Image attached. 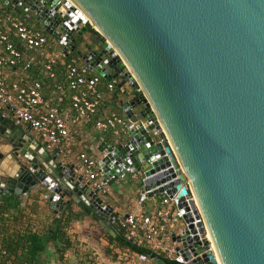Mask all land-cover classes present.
Segmentation results:
<instances>
[{
    "label": "water",
    "instance_id": "obj_1",
    "mask_svg": "<svg viewBox=\"0 0 264 264\" xmlns=\"http://www.w3.org/2000/svg\"><path fill=\"white\" fill-rule=\"evenodd\" d=\"M2 2L97 78H121L114 106L124 127L96 147L100 185L137 172L150 198L176 196L188 226L174 241L190 264H264V0ZM88 24L100 46L83 52ZM19 125L0 111V197L42 196L55 213L82 205L121 236L99 190ZM194 219L213 247L190 235Z\"/></svg>",
    "mask_w": 264,
    "mask_h": 264
},
{
    "label": "built area",
    "instance_id": "obj_2",
    "mask_svg": "<svg viewBox=\"0 0 264 264\" xmlns=\"http://www.w3.org/2000/svg\"><path fill=\"white\" fill-rule=\"evenodd\" d=\"M30 18H32L30 14L24 15L22 18L7 17L4 22L11 25L24 45L42 53L48 46V38L40 30L31 27ZM56 45L57 51L58 44L56 43ZM57 52L64 57L66 56L62 51V46ZM23 61L22 53L10 42L9 34L0 30V111L5 114H13L14 119L20 120L40 135L48 143V148H60L61 152L62 145H69L73 141V135L62 111L44 100L41 83L37 81L29 87L19 82L11 83V85L8 83L7 70L22 65ZM55 63L56 59L51 58L44 67L51 71V66ZM80 64L77 58L70 60L67 67L69 68L68 78L72 80L71 88L76 91L72 98L73 107L76 111L75 120L81 118L89 123L92 122L93 116L103 103L106 93H113L121 78L109 82L107 92H103L91 80L88 81L87 70ZM95 127L102 133L118 134L119 129L124 127L123 115L113 113L105 120L96 123ZM166 139V136L163 135L158 141L162 143ZM68 147L64 151L68 152ZM74 172L83 176V183L89 182L92 189H98L101 196L105 197L111 193L109 186L100 185L101 173L99 160L96 157H83L75 167ZM131 177L132 179H141V183L143 181L137 172L131 174ZM121 179H125V177ZM148 194L149 192L144 190L142 184L136 203V212L134 214L128 213L127 218H125L126 215L119 216L117 226L124 231L130 243L146 247L178 264H190V261H186L184 256L177 251L178 247L185 249L183 244L174 241L173 235H182L184 228L188 226L183 221V214L175 203L176 196L174 198H170L166 194L155 196V203L158 204V207L153 216H148L142 211V207L153 199ZM201 222L203 223L202 219H194L193 224L197 233L190 234L191 236L199 235L196 226ZM199 236L201 241H207L213 247L207 231L205 235ZM201 255L199 254V256Z\"/></svg>",
    "mask_w": 264,
    "mask_h": 264
},
{
    "label": "trees",
    "instance_id": "obj_3",
    "mask_svg": "<svg viewBox=\"0 0 264 264\" xmlns=\"http://www.w3.org/2000/svg\"><path fill=\"white\" fill-rule=\"evenodd\" d=\"M29 21L32 23V18ZM87 27L88 33L100 37L89 24ZM35 29L40 30L48 38V46L42 53L29 49L12 31L10 25L7 26L0 22V30L9 34L10 42L22 53L24 61L26 60L23 65L11 67V69L12 71L19 70L21 72L20 77L25 81V83H22L24 86L37 81L40 82L42 94L47 103L50 102L52 105L57 106L62 112L69 109L75 114L72 98L76 91L71 88L72 80L68 78L69 68L67 67L72 58H77L80 61L79 63H81V59L75 52L70 53L69 56H65L63 59H58L56 42L43 30ZM83 44L84 39L78 37L77 45L79 48L82 46L81 49L85 52L83 48L85 45L83 46ZM51 58H55L56 63L51 66L52 70L48 71L44 66ZM87 79L88 81L91 80L88 76ZM91 82L93 81L91 80ZM96 86L101 90L98 85ZM120 94L121 90L117 86L113 93L109 94L107 92L98 111L105 107L109 98L114 103L116 97ZM117 113L121 114L118 109ZM98 122L97 112L93 116L92 122L87 124L93 126ZM108 133L103 134L109 135ZM128 178L131 183L135 184L136 180L132 179L131 175ZM136 186L138 185L136 184ZM141 186L142 183L140 182L139 187ZM33 201L32 203L28 201L23 205L21 199L0 197V264H68L71 255L76 258L74 264H99L94 251L83 252V245L80 246L79 243L80 235L75 233L74 229L75 224L83 222L85 218H90L99 227L98 219L86 207L79 205V208L83 207V210L76 211L74 205L70 204L55 213L50 207H42L40 198L36 197V200ZM45 202L51 205V203ZM157 207L158 204L155 202L152 204L146 203L142 207V211L148 216H153ZM136 209V201H134L129 204L127 211L129 214H134ZM103 234L107 241L105 253L112 262L125 263L124 253H128V256L137 260V264L142 263L141 257L150 259L154 256H160L166 264H178L146 247L130 243L121 229V236L113 237L105 230H103ZM51 249L53 250V262L50 261L52 259L50 258Z\"/></svg>",
    "mask_w": 264,
    "mask_h": 264
},
{
    "label": "crops",
    "instance_id": "obj_4",
    "mask_svg": "<svg viewBox=\"0 0 264 264\" xmlns=\"http://www.w3.org/2000/svg\"><path fill=\"white\" fill-rule=\"evenodd\" d=\"M24 15H27V14L26 13L19 14L16 11L8 10L7 7L4 6L2 0H0V22H2L3 24H5L7 26L10 25V24L4 22L7 17H13V18L21 17L22 18V17H24ZM32 21H33V19H32ZM30 25L34 29L37 28L35 26L34 22L30 23ZM37 29H40V28H37ZM12 31H14L13 28H12ZM83 39H84L83 46L84 45L85 46L91 45L94 49H96V48H98V46H100V44L98 42L99 37L91 35L90 33H87L86 35H84ZM55 46H57V45L55 44ZM85 46L83 48L86 52L87 49L85 48ZM57 58L63 59L64 56L60 55V53L58 52ZM25 61H23V64ZM80 65L82 67H84V64L82 63V61H81ZM7 74H8V83L10 85H11V83L13 84V83H18V82L21 84L25 83L24 79L20 77L21 72L19 70H16V71L13 70L12 71V69H8ZM87 76L89 78H91L93 83H95L96 85H98L101 88V91L102 90L107 91V85L109 82H107L106 80H104L101 77L97 78L95 72L87 71ZM31 85L32 84H29L27 86L25 85V86L29 87ZM125 88L130 90L129 86H126ZM49 104L52 105L50 102H49ZM97 112H98L99 121H103L107 117H109L111 114L117 113V108L114 106L113 100L111 98H109V101H107L105 107L103 109H100V111H97ZM62 115H63L64 119L66 120V123L70 129V132L73 135V141L69 145H62V148H61L62 160L68 165H74L75 164L77 166L81 162L83 157H96L97 158L98 153H97L96 147L103 140L110 138L111 134L108 133L109 135H104L102 132H100L98 130L97 127H95V125H93V126L88 125L84 121V119L80 118L79 120H75V117H74L75 114H73L72 110H69V109L64 110L62 112ZM14 120H16V119H14ZM19 126L24 131H29L30 135L33 138H35L36 140H38L39 142H41L42 144L46 143V141L40 135H38L34 130H32L29 126L23 124L22 122H20ZM67 146H69L68 152L64 151V149H66ZM48 150L51 152L55 149L48 148ZM128 177H130V175L125 177V179H120L119 181L114 183V185L110 187L111 193L105 197L103 196L105 205L113 206L115 212H118L120 214V216H124V215L128 214L127 208L129 206V204H132L134 201H136V203H137L138 195H139V192L141 190V187H139L141 179H139V180L135 179L136 180V181L134 180L135 184H133L130 182ZM102 179L103 178H101L100 181H102ZM136 184L138 186H136ZM40 199L42 200L41 201L42 207L45 206L46 208H49V207L51 208V205L47 204L45 202V200H43L42 196H40ZM33 200H36V196L31 195V196H28L26 198H21L22 204L23 203L25 204L28 201H29V203H32V202H34ZM155 201H156V198H153L151 201L148 202V204H152ZM74 208L76 211L80 210L79 205L74 204ZM75 225L79 226V222L76 223ZM117 225L118 224L116 223L113 227L116 226L115 228L120 232V227H118ZM95 254L97 255L96 252H95ZM124 256L127 257L125 259L126 262L130 261L129 263L127 262L126 264H137V262H135L136 261L135 258H131V257L129 258L128 257V253H124ZM52 257H53V250L51 249L50 258H52ZM99 259L100 258L98 257L97 261L99 264H118L119 263V262H112V261L102 262ZM69 260H70V262L68 264L76 263L75 262L76 258L74 255H71L69 257ZM148 261H150L152 263L151 258L150 259L147 258L146 262H148ZM143 263H141V264H143Z\"/></svg>",
    "mask_w": 264,
    "mask_h": 264
},
{
    "label": "rangeland",
    "instance_id": "obj_5",
    "mask_svg": "<svg viewBox=\"0 0 264 264\" xmlns=\"http://www.w3.org/2000/svg\"><path fill=\"white\" fill-rule=\"evenodd\" d=\"M74 229H75V233L80 235L79 243L80 246L83 245L82 246L83 252L89 250L94 251L97 253V256L100 258L99 259L100 261L102 262L111 261V259L107 257L105 253V247L107 245V241L103 234V230H104L103 227L102 228L101 226L98 227L96 222L92 221L90 218H85L83 222H79V226L75 225ZM128 257L130 258V256ZM126 258L127 257L125 256V259ZM50 261L53 262L54 258L50 259ZM127 262L129 263L130 261ZM127 262L125 263L119 262L118 264H126ZM143 264H153V263L148 261L146 263L144 262Z\"/></svg>",
    "mask_w": 264,
    "mask_h": 264
},
{
    "label": "flooded vegetation",
    "instance_id": "obj_6",
    "mask_svg": "<svg viewBox=\"0 0 264 264\" xmlns=\"http://www.w3.org/2000/svg\"><path fill=\"white\" fill-rule=\"evenodd\" d=\"M21 198H23V197H18L17 199H21Z\"/></svg>",
    "mask_w": 264,
    "mask_h": 264
},
{
    "label": "bare ground",
    "instance_id": "obj_7",
    "mask_svg": "<svg viewBox=\"0 0 264 264\" xmlns=\"http://www.w3.org/2000/svg\"><path fill=\"white\" fill-rule=\"evenodd\" d=\"M211 239V238H210ZM221 264V263H220Z\"/></svg>",
    "mask_w": 264,
    "mask_h": 264
}]
</instances>
